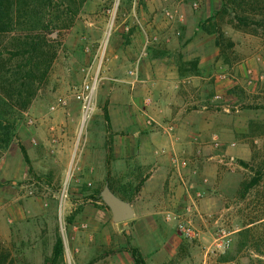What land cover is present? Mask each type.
Returning <instances> with one entry per match:
<instances>
[{
    "label": "rangeland",
    "instance_id": "rangeland-1",
    "mask_svg": "<svg viewBox=\"0 0 264 264\" xmlns=\"http://www.w3.org/2000/svg\"><path fill=\"white\" fill-rule=\"evenodd\" d=\"M78 7L59 9L69 25L53 33L58 55L37 96L56 93L46 105L67 111L69 145L55 147L52 121L49 134L40 135L46 117L29 113L30 107L0 158V206L10 210L3 215L10 236L4 239L1 228L0 241L16 264H52L58 237L64 254L56 264H141L132 252L144 260L169 238L176 252L168 264H264V21L241 24L233 10L223 11L222 0H86ZM238 9L264 18V0ZM119 93L132 94L143 107L161 101L199 110L203 121L186 137H198L189 157L209 181L193 193L196 205L183 189L169 196L165 221L175 223L143 247L133 221L114 222L102 190L108 184L133 201L148 171L130 161L117 176L85 172L93 164L84 160L93 145L91 125L109 120V99ZM255 177L260 181L245 191ZM184 213L193 237L167 219Z\"/></svg>",
    "mask_w": 264,
    "mask_h": 264
},
{
    "label": "crops",
    "instance_id": "crops-1",
    "mask_svg": "<svg viewBox=\"0 0 264 264\" xmlns=\"http://www.w3.org/2000/svg\"><path fill=\"white\" fill-rule=\"evenodd\" d=\"M153 75V73L150 74V78H153ZM55 95L54 91H47L37 97L29 113L34 112L43 118L46 117V120H42L36 130L40 135L49 134L50 121L56 123L53 135L57 137L56 142L59 143V146L55 145V147L59 149L69 145L68 138L72 134V130L71 127L66 128L64 125L68 124L62 120L66 110L63 108L48 110L47 108V101L54 100ZM120 99L124 100L120 102ZM178 105L171 104L170 107H165L161 105L160 101V103L154 102L150 107H143L142 102L137 101L132 94L126 98L125 95L119 93L112 95L109 99V120L103 124L99 123V126L96 122L91 125L93 132H90V137H93V145L87 153L88 158L86 155L84 160L88 159L93 164L87 165L85 172L96 177L117 176L122 169L129 168L130 161H135L139 169L148 171V175L136 191L133 201H130L135 212L134 218L131 219L133 221L132 228L140 240L141 246L148 239L156 241L164 238L165 227L168 229L169 224L175 223V221H165L164 212L168 210L165 204L169 203V196L175 197L174 193L178 191V188L183 191L184 188L170 161V155L174 151H190L194 147L190 141L196 135L187 138L186 130L193 133L202 129L203 126V121L198 116L201 111H187ZM168 122L173 124V129L170 131L164 129L168 126ZM112 144L113 154L109 151ZM204 149L210 151L209 146H204ZM110 188L119 197L129 201L113 187ZM4 192L10 193L8 186H5ZM3 199L7 200L6 197ZM9 211V208L0 206V233L2 228L3 233L1 234L4 239H8L10 236V231L3 218L4 213ZM169 239L168 241H170ZM168 241L150 252H145V263L168 264L176 252L175 250L170 251L171 244L169 245ZM94 264H98V262ZM178 264H182V262Z\"/></svg>",
    "mask_w": 264,
    "mask_h": 264
},
{
    "label": "trees",
    "instance_id": "trees-1",
    "mask_svg": "<svg viewBox=\"0 0 264 264\" xmlns=\"http://www.w3.org/2000/svg\"><path fill=\"white\" fill-rule=\"evenodd\" d=\"M85 1L59 0L56 5L54 0H0V158L16 138L20 119L37 98L57 58V38L53 33L69 25L60 15V7L65 3L67 9L78 10ZM246 2L222 0V9L233 10L241 24L263 25L264 18H251L246 12L238 14V8ZM259 181L260 177L253 178L245 191ZM63 254L64 241L58 237L52 264ZM132 256L135 262L145 264L136 251ZM0 264H16L12 252L1 241Z\"/></svg>",
    "mask_w": 264,
    "mask_h": 264
},
{
    "label": "built area",
    "instance_id": "built-area-1",
    "mask_svg": "<svg viewBox=\"0 0 264 264\" xmlns=\"http://www.w3.org/2000/svg\"><path fill=\"white\" fill-rule=\"evenodd\" d=\"M131 75L136 74V69H132L129 71ZM87 87L89 85L87 84ZM147 105L151 104V99L147 98L145 100ZM91 111V106L88 104L87 106H84V117L89 116V113ZM152 124L151 122H149ZM154 123V122H153ZM169 126V127H168ZM167 127L164 128L166 131H170L173 129L171 124H168ZM214 141H217L216 138H214ZM191 145H198L199 144V139L198 137H194L192 141H190ZM216 145L218 143L216 142ZM170 161L173 165V168L175 169L176 173L178 174L182 187L184 188L185 193L187 194V197H189V203L191 205H196L197 203V198L193 197V193L196 191L197 188L202 187L203 184L208 183V178L202 177V172H201V166L198 164L196 159H193L192 157H189V152L188 150H179V151H174L170 155ZM233 158L230 159V163H232ZM198 179H201L202 182H199ZM201 193L197 192V196H200ZM189 206L187 210H190ZM184 214H179V215H172L168 214L167 219L168 220H177L178 222V227L183 232L185 235L188 237H193L194 236V230L191 226V222L186 219Z\"/></svg>",
    "mask_w": 264,
    "mask_h": 264
},
{
    "label": "water",
    "instance_id": "water-1",
    "mask_svg": "<svg viewBox=\"0 0 264 264\" xmlns=\"http://www.w3.org/2000/svg\"><path fill=\"white\" fill-rule=\"evenodd\" d=\"M102 197L112 212L114 222H126L134 218L131 202L119 197L108 184L102 190Z\"/></svg>",
    "mask_w": 264,
    "mask_h": 264
},
{
    "label": "bare ground",
    "instance_id": "bare-ground-1",
    "mask_svg": "<svg viewBox=\"0 0 264 264\" xmlns=\"http://www.w3.org/2000/svg\"><path fill=\"white\" fill-rule=\"evenodd\" d=\"M111 27H112V25H111ZM110 32H111V28H110V31H109L108 34H107V40H108V37H109V35H110ZM85 121H86V117L83 118V123H85Z\"/></svg>",
    "mask_w": 264,
    "mask_h": 264
}]
</instances>
